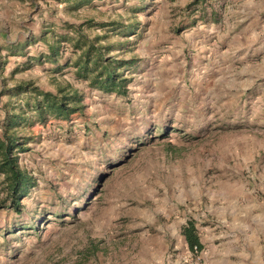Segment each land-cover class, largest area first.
<instances>
[{
    "label": "rangeland",
    "instance_id": "1",
    "mask_svg": "<svg viewBox=\"0 0 264 264\" xmlns=\"http://www.w3.org/2000/svg\"><path fill=\"white\" fill-rule=\"evenodd\" d=\"M190 2L0 0V134L17 84L71 85L83 105L19 127L35 183L0 208V264H264V0ZM89 18L138 26L107 36L135 58L125 94L78 79L69 42L48 57L42 33Z\"/></svg>",
    "mask_w": 264,
    "mask_h": 264
},
{
    "label": "trees",
    "instance_id": "2",
    "mask_svg": "<svg viewBox=\"0 0 264 264\" xmlns=\"http://www.w3.org/2000/svg\"><path fill=\"white\" fill-rule=\"evenodd\" d=\"M69 3L74 9L90 4L93 0H62ZM142 1V0H139ZM204 0H192L188 5H198ZM66 34H49L47 31L40 38L48 47V57L52 60L61 54L62 42L72 44L75 53L72 61L75 76L86 81L92 87L105 92L125 94L127 84L130 82L135 58L117 59L109 52L118 43H109L108 32L124 38L137 34L138 26L131 23H121L117 20H109L96 26L93 19H86L80 24L67 23ZM100 28L102 34H92L88 30ZM107 29V30H106ZM104 41V43H103ZM55 92L40 90L31 83L15 85V90L24 93L22 103L11 104L4 109L3 125L0 134V208L9 207L15 212L20 211L21 199L27 196L34 185L31 172L20 164L18 151L25 150L24 142L17 131L20 126L32 123L31 115H35L37 121H44L48 115L57 119H69L72 113L82 109L80 95L71 85H60ZM187 248L198 253L202 248L198 229L195 221L188 219L181 227Z\"/></svg>",
    "mask_w": 264,
    "mask_h": 264
},
{
    "label": "crops",
    "instance_id": "3",
    "mask_svg": "<svg viewBox=\"0 0 264 264\" xmlns=\"http://www.w3.org/2000/svg\"><path fill=\"white\" fill-rule=\"evenodd\" d=\"M222 208H224V213H227L228 215L230 214H238V215H242V213L239 211L241 208L240 206L237 204V200H229V202H226V204L223 206ZM235 212V213H234Z\"/></svg>",
    "mask_w": 264,
    "mask_h": 264
}]
</instances>
